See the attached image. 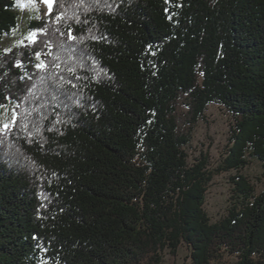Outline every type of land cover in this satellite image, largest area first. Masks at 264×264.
<instances>
[{"label":"trees","instance_id":"16d2710c","mask_svg":"<svg viewBox=\"0 0 264 264\" xmlns=\"http://www.w3.org/2000/svg\"><path fill=\"white\" fill-rule=\"evenodd\" d=\"M17 22L0 0V36ZM30 25L0 48V264H161L181 244L189 264H264V189L240 173L264 170V0H53ZM211 103L237 173L217 221L186 151Z\"/></svg>","mask_w":264,"mask_h":264},{"label":"rangeland","instance_id":"374dc122","mask_svg":"<svg viewBox=\"0 0 264 264\" xmlns=\"http://www.w3.org/2000/svg\"><path fill=\"white\" fill-rule=\"evenodd\" d=\"M17 12V26L10 34L0 36V48L7 49L22 43L32 33L37 31L30 25V21L41 18L49 11V7L42 0H15ZM14 102L0 108V128L12 122L14 118ZM233 116L222 105L211 103L207 106L204 116L194 125L192 138L186 146L188 160L195 163L203 158L207 160V168L213 173L205 195V210L211 221H217L225 216L234 203L233 177L235 170L222 169L223 159L230 145ZM249 163L240 173L254 186L255 194L264 189V170L261 161L256 157H248ZM190 253L185 244H181L176 255L167 251L163 253L161 264H189ZM211 264H223L212 262Z\"/></svg>","mask_w":264,"mask_h":264},{"label":"snow or ice","instance_id":"6c2138e0","mask_svg":"<svg viewBox=\"0 0 264 264\" xmlns=\"http://www.w3.org/2000/svg\"><path fill=\"white\" fill-rule=\"evenodd\" d=\"M42 2H44V3H46L48 5L49 12L51 13L53 0H42ZM35 35H36V33H32L31 36L28 37V39L34 40ZM37 55H39V54H37ZM37 66L38 67H42L43 65L41 64V65H37ZM5 127H7V125H5Z\"/></svg>","mask_w":264,"mask_h":264}]
</instances>
